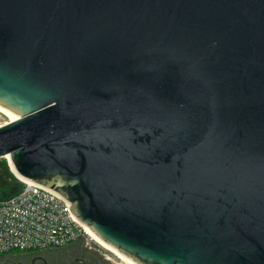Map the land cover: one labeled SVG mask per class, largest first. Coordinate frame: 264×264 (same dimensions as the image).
Returning a JSON list of instances; mask_svg holds the SVG:
<instances>
[{
    "label": "water",
    "instance_id": "obj_1",
    "mask_svg": "<svg viewBox=\"0 0 264 264\" xmlns=\"http://www.w3.org/2000/svg\"><path fill=\"white\" fill-rule=\"evenodd\" d=\"M0 107L11 172L138 264H264V0H0Z\"/></svg>",
    "mask_w": 264,
    "mask_h": 264
},
{
    "label": "built area",
    "instance_id": "obj_2",
    "mask_svg": "<svg viewBox=\"0 0 264 264\" xmlns=\"http://www.w3.org/2000/svg\"><path fill=\"white\" fill-rule=\"evenodd\" d=\"M20 181L23 186L17 193L0 199L1 253L13 250L33 253L81 239L96 246L72 213L70 202L49 187Z\"/></svg>",
    "mask_w": 264,
    "mask_h": 264
},
{
    "label": "flooded vegetation",
    "instance_id": "obj_3",
    "mask_svg": "<svg viewBox=\"0 0 264 264\" xmlns=\"http://www.w3.org/2000/svg\"><path fill=\"white\" fill-rule=\"evenodd\" d=\"M78 242H74L68 244L64 247L47 249L48 251L57 252V254L51 255H41L44 259H35L34 264H109L108 260L103 259L102 257L93 254L86 249L83 245L77 244ZM19 257V256H17ZM27 260H20L17 264H30L31 259L35 257V255H28ZM12 262H17L16 260H11ZM9 264V263H7Z\"/></svg>",
    "mask_w": 264,
    "mask_h": 264
},
{
    "label": "rangeland",
    "instance_id": "obj_4",
    "mask_svg": "<svg viewBox=\"0 0 264 264\" xmlns=\"http://www.w3.org/2000/svg\"><path fill=\"white\" fill-rule=\"evenodd\" d=\"M9 117L7 115H4L3 113L0 112V125L9 122ZM0 159H4L7 162V158L4 157H0ZM79 245H83L87 251L96 254L100 257H102L105 260H108L110 263L115 262V263H120L121 259L118 258L117 254H115L114 252H110L106 249H103L100 245L96 244V246H90L89 244L86 243V241L84 239H81L79 241H77ZM49 249V248H48ZM52 249V248H50ZM29 251H19V250H13L9 253H1L0 252V264H10V261L16 260L17 262H20V260H27L29 257L28 255H51L53 256L54 254H57V252H52V251H48L46 250H41V251H37V252H33V253H28ZM19 256V257H17Z\"/></svg>",
    "mask_w": 264,
    "mask_h": 264
},
{
    "label": "trees",
    "instance_id": "obj_5",
    "mask_svg": "<svg viewBox=\"0 0 264 264\" xmlns=\"http://www.w3.org/2000/svg\"><path fill=\"white\" fill-rule=\"evenodd\" d=\"M23 183L11 172L8 163L0 159V199L17 193Z\"/></svg>",
    "mask_w": 264,
    "mask_h": 264
},
{
    "label": "bare ground",
    "instance_id": "obj_6",
    "mask_svg": "<svg viewBox=\"0 0 264 264\" xmlns=\"http://www.w3.org/2000/svg\"><path fill=\"white\" fill-rule=\"evenodd\" d=\"M0 112L3 113L4 115H7L9 118V121H13L15 119H17V117L11 115L10 113H8L7 111H5L4 109H2L0 107ZM8 161H9V156L6 155L5 156ZM23 180V179H22ZM84 229L85 232L89 235V237H91V239L98 245H100L103 249H106L110 252H114L115 254H117L118 258L121 259L120 264H138L136 261H134L133 259H131L130 257L126 256L125 254L121 253L120 251H118L116 248L112 247L111 245H109L108 243H106L105 241H103L98 235H96L87 225H84Z\"/></svg>",
    "mask_w": 264,
    "mask_h": 264
}]
</instances>
